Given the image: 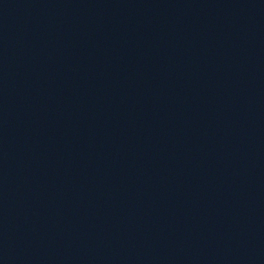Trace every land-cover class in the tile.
Instances as JSON below:
<instances>
[{"label": "water", "instance_id": "water-1", "mask_svg": "<svg viewBox=\"0 0 264 264\" xmlns=\"http://www.w3.org/2000/svg\"><path fill=\"white\" fill-rule=\"evenodd\" d=\"M0 264H264V0H0Z\"/></svg>", "mask_w": 264, "mask_h": 264}]
</instances>
